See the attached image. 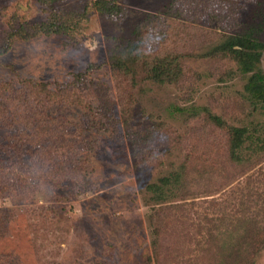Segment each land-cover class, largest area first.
<instances>
[{
	"label": "rangeland",
	"instance_id": "obj_1",
	"mask_svg": "<svg viewBox=\"0 0 264 264\" xmlns=\"http://www.w3.org/2000/svg\"><path fill=\"white\" fill-rule=\"evenodd\" d=\"M94 1L0 0V264H208L189 204L205 210L264 166L252 154L264 103L219 44L246 32L264 44V0H114L112 11ZM51 16L81 21L42 31ZM140 37L144 55L128 59L123 45ZM156 61L181 70L159 81ZM209 120L247 128L239 160L226 161ZM210 140L222 160L212 175ZM168 174L187 193L160 188Z\"/></svg>",
	"mask_w": 264,
	"mask_h": 264
},
{
	"label": "trees",
	"instance_id": "obj_2",
	"mask_svg": "<svg viewBox=\"0 0 264 264\" xmlns=\"http://www.w3.org/2000/svg\"><path fill=\"white\" fill-rule=\"evenodd\" d=\"M113 2L114 0L94 1L97 6L108 11H112L106 8L108 4L112 9L115 7ZM80 21V18L75 17L70 20L51 16L48 21L41 24L40 28L45 32H70L77 28ZM165 33L161 34V36L159 35L158 39L160 40L161 37L160 41L165 40ZM251 34L252 32L229 34L220 42L219 47L221 51L230 52L235 56L241 72L251 73L244 85V89L252 97L264 103V74L260 69H256V64L261 57L260 50L264 48V44L252 38ZM123 48L124 53H122L128 59L138 60L139 56L144 55L141 51V37L128 39ZM138 49H140L139 53ZM117 59L125 61L124 57ZM158 62L156 61L152 65L151 71L154 72L155 78L159 79V81L174 76L173 71L181 70L178 65L176 68L172 67L170 63ZM121 64L124 65V63ZM209 122L214 132L217 128L225 134L226 161L239 160L241 154L237 149L245 144L247 128L226 123L225 120H209ZM257 131L252 154L257 155L262 152V155H264V122H261ZM209 145V151H207L206 156V172L208 175L221 173L222 160H219V155L215 152V140H210ZM248 160L250 161L251 157ZM249 171L248 174L243 172V174H246L233 185H230L231 183L229 182V184L221 188L222 192L217 197L206 200L207 204L203 206L207 211L201 210V203H196L194 202L195 200L189 204L188 210L194 216V220L190 225L194 229L192 237L195 245L194 249L198 250L197 253L205 252L202 257L204 259L205 255H207L208 264H256V259L261 251L264 250V166L261 165L255 169L251 168ZM178 174V179H185V173L182 170ZM197 174L200 177V172H197ZM181 183L177 186V184L172 182L169 174L159 179L160 188H164L163 186L165 185H172L171 191L181 192L185 190V193H187L186 188ZM227 186L228 188H226ZM154 187L157 188V185L150 184L146 186L150 192L154 191ZM160 197L164 199L165 195L160 194ZM186 203H179L174 206L184 213L183 207L187 205ZM208 210H210V213H206L209 212ZM185 215L189 216L186 213ZM148 221L151 227V244L154 254L157 256L159 255L160 246L158 233H156L155 228L153 230L151 217L148 218ZM198 255H194L192 258L194 264L197 262L205 264ZM148 263L150 264V259Z\"/></svg>",
	"mask_w": 264,
	"mask_h": 264
}]
</instances>
